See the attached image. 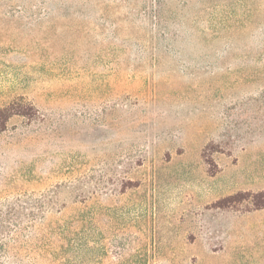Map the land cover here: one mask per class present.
<instances>
[{"label":"rangeland","instance_id":"rangeland-1","mask_svg":"<svg viewBox=\"0 0 264 264\" xmlns=\"http://www.w3.org/2000/svg\"><path fill=\"white\" fill-rule=\"evenodd\" d=\"M17 97L0 264H264V0H0Z\"/></svg>","mask_w":264,"mask_h":264},{"label":"trees","instance_id":"trees-1","mask_svg":"<svg viewBox=\"0 0 264 264\" xmlns=\"http://www.w3.org/2000/svg\"><path fill=\"white\" fill-rule=\"evenodd\" d=\"M15 116L33 120L37 116V109L22 97L14 98L5 105L0 106V131H4L7 128L8 121ZM218 149V144L209 143L201 151V157L209 165V170L212 163L211 153ZM242 202L249 203L251 209L264 208V189L255 192L237 191L219 198L213 205L221 209L237 208ZM45 208L46 204L43 200L40 206L41 218L44 216Z\"/></svg>","mask_w":264,"mask_h":264}]
</instances>
